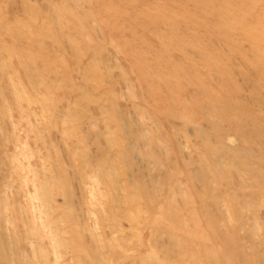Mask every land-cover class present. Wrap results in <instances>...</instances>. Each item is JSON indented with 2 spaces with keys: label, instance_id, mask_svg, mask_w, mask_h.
I'll return each mask as SVG.
<instances>
[{
  "label": "rangeland",
  "instance_id": "rangeland-1",
  "mask_svg": "<svg viewBox=\"0 0 264 264\" xmlns=\"http://www.w3.org/2000/svg\"><path fill=\"white\" fill-rule=\"evenodd\" d=\"M0 264H264V0H0Z\"/></svg>",
  "mask_w": 264,
  "mask_h": 264
}]
</instances>
